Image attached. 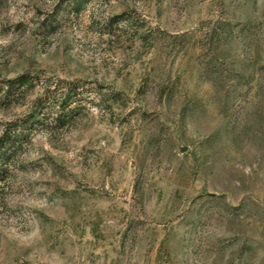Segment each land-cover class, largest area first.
I'll return each instance as SVG.
<instances>
[{"label":"rangeland","instance_id":"rangeland-1","mask_svg":"<svg viewBox=\"0 0 264 264\" xmlns=\"http://www.w3.org/2000/svg\"><path fill=\"white\" fill-rule=\"evenodd\" d=\"M77 1L0 0V264H264V0Z\"/></svg>","mask_w":264,"mask_h":264},{"label":"trees","instance_id":"trees-1","mask_svg":"<svg viewBox=\"0 0 264 264\" xmlns=\"http://www.w3.org/2000/svg\"><path fill=\"white\" fill-rule=\"evenodd\" d=\"M82 1L83 0H78L77 3L80 4ZM4 142L5 143L6 142H9L10 144H13V145H10V146H14V142H16V141L11 136L10 137L9 136L8 137L6 136L4 138ZM11 149H13V147L10 148V149H6L5 153H3V154L0 155L1 156L0 157V165H1V167H3L4 165H8L7 163H8V160H9L10 156H11V153H12ZM1 167H0V171L2 170Z\"/></svg>","mask_w":264,"mask_h":264}]
</instances>
